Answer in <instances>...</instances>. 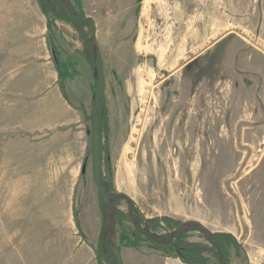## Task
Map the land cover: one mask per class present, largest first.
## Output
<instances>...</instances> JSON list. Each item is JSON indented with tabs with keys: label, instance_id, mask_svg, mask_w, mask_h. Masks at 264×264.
<instances>
[{
	"label": "rangeland",
	"instance_id": "rangeland-1",
	"mask_svg": "<svg viewBox=\"0 0 264 264\" xmlns=\"http://www.w3.org/2000/svg\"><path fill=\"white\" fill-rule=\"evenodd\" d=\"M62 1L82 26L50 17L37 0H0V264H78L84 242L96 256L102 199L86 39L103 65L106 190L143 219L230 235L237 249L224 258L210 249L207 264H264V0ZM55 59L71 65L61 83ZM160 226L155 234L168 233ZM113 228L119 246L134 230L129 221ZM185 235L211 247L199 231ZM153 247L118 253L122 264H185Z\"/></svg>",
	"mask_w": 264,
	"mask_h": 264
},
{
	"label": "trees",
	"instance_id": "trees-1",
	"mask_svg": "<svg viewBox=\"0 0 264 264\" xmlns=\"http://www.w3.org/2000/svg\"><path fill=\"white\" fill-rule=\"evenodd\" d=\"M46 13V12H45ZM52 41V39H51ZM53 44V42H51ZM86 49L96 55L97 46L94 40L85 41ZM52 47V46H51ZM52 54L57 53L56 49L52 48ZM55 67L58 71V77L60 83L65 80V78L71 77L70 64H64L57 59H55ZM71 63V62H70ZM61 88L63 90L62 84ZM102 126L100 122V127ZM99 127V128H100ZM117 199H124L129 206V211L127 213H122L114 209V204L110 201L108 204L102 203L101 211V224H100V234L98 236V248L96 249V256L100 261H105L107 264H117V259L115 255L118 254L120 246L125 245L128 248H139L142 242H147L148 245L154 246L153 248L164 254L167 257L178 258L185 264H207V259L203 256L206 252L211 250H216L224 258L227 256L230 246L235 248L238 246L236 241L230 235H219L210 234L205 232L198 224L193 222L182 223L170 219L168 217L153 218V219H143L139 214L138 210L132 203V201L125 195L118 194ZM116 199V200H117ZM124 221H129L134 230L130 235L121 232L119 237L121 240L120 246L116 243V236L114 226L118 224L121 226ZM142 222L144 225L142 226ZM164 224L167 227V232L165 235H157L154 233L156 228H161L160 225ZM187 231H199L206 239L210 242L211 247H206L200 244H185L183 239H185V233ZM136 237V241L132 242L129 239L131 237ZM226 239V242L223 240ZM237 249V248H236ZM100 264H103L102 262Z\"/></svg>",
	"mask_w": 264,
	"mask_h": 264
},
{
	"label": "water",
	"instance_id": "water-1",
	"mask_svg": "<svg viewBox=\"0 0 264 264\" xmlns=\"http://www.w3.org/2000/svg\"><path fill=\"white\" fill-rule=\"evenodd\" d=\"M68 18L78 23V20L73 17H70L68 14ZM94 70H95V78H96V91L95 97L91 106V153H92V163H93V172H94V183L96 187V191L100 195L102 202L104 204H108L114 198H117L116 195H112L108 190H106L103 181H102V163H101V153L100 152V121H99V106L103 104L105 99V86H104V73H103V65L98 53L95 55L94 61ZM85 170V166L83 167V172ZM220 258H222L221 254L219 253ZM117 259V264H122L120 259L119 253L115 255Z\"/></svg>",
	"mask_w": 264,
	"mask_h": 264
},
{
	"label": "flooded vegetation",
	"instance_id": "flooded-vegetation-1",
	"mask_svg": "<svg viewBox=\"0 0 264 264\" xmlns=\"http://www.w3.org/2000/svg\"><path fill=\"white\" fill-rule=\"evenodd\" d=\"M39 3L38 5L41 7L42 10H45L46 13L50 15V17L56 18L61 20L63 17H73L78 20L76 25L82 26L85 23L84 18L81 19L79 15V10H75L65 4L62 0H37ZM75 23V22H74Z\"/></svg>",
	"mask_w": 264,
	"mask_h": 264
},
{
	"label": "crops",
	"instance_id": "crops-1",
	"mask_svg": "<svg viewBox=\"0 0 264 264\" xmlns=\"http://www.w3.org/2000/svg\"><path fill=\"white\" fill-rule=\"evenodd\" d=\"M71 221V220H69ZM93 250L90 246H88L85 242L79 243L78 247L76 248V260L78 264H98L96 260L95 254H93ZM176 261L173 260L168 262L167 264H176Z\"/></svg>",
	"mask_w": 264,
	"mask_h": 264
},
{
	"label": "bare ground",
	"instance_id": "bare-ground-1",
	"mask_svg": "<svg viewBox=\"0 0 264 264\" xmlns=\"http://www.w3.org/2000/svg\"><path fill=\"white\" fill-rule=\"evenodd\" d=\"M192 134V133H191ZM161 139H159V142L158 143H155V147L154 149H156L157 153L160 154L161 153V150H162V145H163V142L165 141V137H161ZM164 151V150H163ZM168 160V159H167ZM170 163V162H169ZM172 172V171H171ZM172 174V173H171ZM168 175H170V170L168 171ZM171 176V175H170ZM175 189V188H174ZM193 193V192H192ZM190 197V196H189ZM192 199V198H191ZM190 201V200H188ZM193 203V202H192ZM194 204V203H193ZM196 205V204H194Z\"/></svg>",
	"mask_w": 264,
	"mask_h": 264
}]
</instances>
